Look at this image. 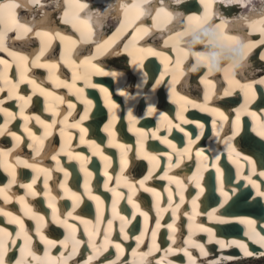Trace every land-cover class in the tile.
I'll return each instance as SVG.
<instances>
[{
	"label": "bare ground",
	"instance_id": "obj_1",
	"mask_svg": "<svg viewBox=\"0 0 264 264\" xmlns=\"http://www.w3.org/2000/svg\"><path fill=\"white\" fill-rule=\"evenodd\" d=\"M12 2L3 264L264 257V0Z\"/></svg>",
	"mask_w": 264,
	"mask_h": 264
},
{
	"label": "rangeland",
	"instance_id": "obj_2",
	"mask_svg": "<svg viewBox=\"0 0 264 264\" xmlns=\"http://www.w3.org/2000/svg\"><path fill=\"white\" fill-rule=\"evenodd\" d=\"M248 7H250V6H248ZM250 9V8H249ZM110 21L112 20V18H110L109 19ZM113 21V20H112ZM112 24V23H111ZM112 26V25H111ZM109 27H107V29H108ZM118 61H120V59L118 60ZM264 219V218H263ZM251 223V219H248V220H246V221H237L236 223H235V225H241V226H244V225H248V224H250ZM242 249V251L244 250V251H246L247 252V250L244 248V247H242L241 248ZM240 250V249H239ZM257 254H258V256H261V255H263V254H261L260 252H258L257 251ZM248 257H244V255L241 257V258H238V259H233V260H236L235 262H228V263H224V264H264V257H261L260 259H254V258H250V259H247ZM247 259V260H246ZM232 261V260H231ZM221 264H223V263H221Z\"/></svg>",
	"mask_w": 264,
	"mask_h": 264
},
{
	"label": "water",
	"instance_id": "obj_3",
	"mask_svg": "<svg viewBox=\"0 0 264 264\" xmlns=\"http://www.w3.org/2000/svg\"><path fill=\"white\" fill-rule=\"evenodd\" d=\"M195 5H196V4H195ZM261 100H263V102H264V96H263V99H261ZM260 145L262 146V148H264V141H262V142L260 143ZM262 152H263V154H264V149L262 150ZM213 188H214V187H213ZM213 188L210 189V192H211V193L214 192V189H213ZM247 189H248L249 192H252V191L250 190V187L247 188ZM212 196H213V194H212ZM239 204L242 206V207L240 208L241 210H240L239 212H244V211L248 210V208L255 207L254 205H253V206H250V205L248 204L247 200L243 201L242 203L240 202ZM255 205H256V204H255ZM259 213L264 217V208H263V206H262L261 203H260V206H259ZM234 229H236L237 231L242 232V231H241L242 228H240L238 225L235 226Z\"/></svg>",
	"mask_w": 264,
	"mask_h": 264
},
{
	"label": "snow or ice",
	"instance_id": "obj_4",
	"mask_svg": "<svg viewBox=\"0 0 264 264\" xmlns=\"http://www.w3.org/2000/svg\"><path fill=\"white\" fill-rule=\"evenodd\" d=\"M34 3H39V0H34ZM16 7H17V5L14 2H12V0H9V2H7V3L0 4V11H2L4 9L13 10ZM261 59H264V56H261ZM0 63H2V61H0ZM103 74H106V73H103ZM262 83H264V81H262ZM0 231H2V230H0ZM246 254L251 255L252 253H246ZM0 264H3L2 257H0Z\"/></svg>",
	"mask_w": 264,
	"mask_h": 264
}]
</instances>
